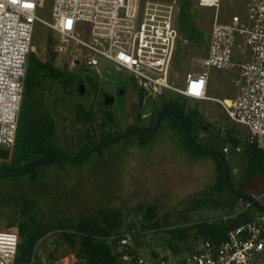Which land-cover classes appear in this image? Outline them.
Here are the masks:
<instances>
[{
    "label": "rangeland",
    "instance_id": "374dc122",
    "mask_svg": "<svg viewBox=\"0 0 264 264\" xmlns=\"http://www.w3.org/2000/svg\"><path fill=\"white\" fill-rule=\"evenodd\" d=\"M158 1L165 3L168 0ZM249 1L221 0L216 10L214 7L198 6L197 0H190L189 13L194 25L203 33L204 40L199 45L195 44L179 31L178 51L170 71V79L175 85L183 83L187 72H199L203 69L198 60L207 50L215 17L219 21H227L234 13L242 14ZM51 4L52 0H45L44 7L37 10V15L51 20ZM175 24L179 29L178 13ZM49 32L51 39L58 38L56 33H51L44 25L36 23L34 53L43 61L48 56ZM56 63H61L59 57H56ZM68 75L74 81L91 78L92 82L87 83L84 95L76 92V86L72 87L71 94L60 83L53 85L54 94L50 97L49 92L47 103L43 102V106H40L41 110L47 111L45 123L53 127L54 132H46L41 138H32L30 128L26 125L31 106L25 102L22 109L25 121L19 128L16 143L9 158L0 160V229L11 228L7 227L9 223L29 219L30 215L37 221L73 222L80 216L98 210L114 209L120 211L125 223L138 220L137 227L140 221H144L145 225L154 222L161 224L159 228L143 230L138 236V251L144 258L153 261V253L161 257L167 254L169 258L166 264H184L187 245L196 246L201 239L195 237V230L191 229L190 237L179 244L178 252L174 254L164 242L172 237L169 229L183 226L189 228L195 222L234 217L244 205L242 200L235 202L232 192L219 180L221 163L212 154L190 149L183 130L169 115L161 118L157 130L134 132L100 147L79 162L96 145L106 143L125 132L148 127L151 120L157 117L161 98L150 100L145 96L142 107L137 108L134 104L135 95L141 89L136 79L127 73H113L111 67L104 62H101L100 74L92 69L76 67ZM233 77L234 71L208 69V95L219 98L230 97L231 93L234 95ZM119 86L123 88V93L118 91ZM104 93L113 97L108 105L101 103ZM39 94V91L33 93L36 98ZM52 101L56 102L51 107ZM39 103L36 102L35 105ZM80 103L92 104L94 109L93 120L87 125L92 130V135L88 137L84 124L74 119L75 107ZM195 104L211 125L209 132H200L201 137L216 132L226 136L233 127V134L241 138L244 144H248L246 128L232 123L218 103L187 99V107ZM204 106L214 112H207ZM101 121L103 124H99ZM195 141L197 142V138ZM198 143L201 148L209 145L205 139ZM47 144L54 147L58 157L68 159L40 164L22 174H11L35 161L45 159L43 156ZM246 156H239L237 162L233 161L236 157L226 156L229 165L235 167V170H231V181L234 187H241V192L253 194L264 204V168L257 167L253 171L244 168ZM250 172L252 178L249 183ZM23 210L30 211V214L23 216ZM57 234L50 232L40 239L36 251L44 259L52 249L56 253L63 251L68 261H72L73 255L67 246L57 244ZM73 260L76 262L75 258ZM256 264H264V254Z\"/></svg>",
    "mask_w": 264,
    "mask_h": 264
},
{
    "label": "built area",
    "instance_id": "2783aa9c",
    "mask_svg": "<svg viewBox=\"0 0 264 264\" xmlns=\"http://www.w3.org/2000/svg\"><path fill=\"white\" fill-rule=\"evenodd\" d=\"M220 1L197 0V4L218 10ZM44 3L0 0V148L10 153L15 145L35 25L40 23L58 35L52 39L51 51L67 72L78 67L100 74L104 62L117 75H132L151 100L169 93L215 101L232 123L246 128V142L264 152V0H250L242 14L234 13L227 21L215 17L206 54L198 60L203 69L187 72L181 85L170 79L179 40L175 24L179 0H52L51 20L36 13ZM211 68L234 71L232 97L208 95ZM223 152L227 154L229 147ZM252 207L244 201L237 214L249 211L250 220L228 229L219 243L200 241L185 255L184 264H256L264 254V212ZM19 242L17 227L0 229V264H19ZM119 244L132 246L130 233L123 234ZM74 258L41 257L40 264H75ZM121 260L156 263L139 252H126Z\"/></svg>",
    "mask_w": 264,
    "mask_h": 264
},
{
    "label": "trees",
    "instance_id": "16d2710c",
    "mask_svg": "<svg viewBox=\"0 0 264 264\" xmlns=\"http://www.w3.org/2000/svg\"><path fill=\"white\" fill-rule=\"evenodd\" d=\"M179 6L178 30L186 37L187 40L193 41L195 44H200L201 41L204 40V37L200 29L194 25L191 13H189L190 0H179ZM50 35L51 34L49 32L47 38V59L45 61L41 60L34 52H31L29 56L16 140L19 134V128L22 122L25 121L22 117V109L25 105V102L29 103L31 106V112L26 118L27 128H30L32 138H41L46 132L50 134V132L52 133L54 130L53 127L45 123V113L47 111L41 110L42 107L40 104L43 106L45 102L47 103L51 95L54 94L55 90L53 89V85L57 82L60 83V85L65 90H68V92L71 94L72 87H75V81L69 79L68 72L62 66L56 63V56L51 51L52 39L50 38ZM177 51L178 50H176V53ZM35 91L40 92L37 98L33 95ZM49 92L50 97L48 95ZM76 92L79 95L85 94L81 93L80 87L76 88ZM56 101L59 102V100ZM56 101L51 102V107ZM36 102L40 103L35 105ZM160 102L161 108L159 112L164 109H169L176 112L189 131L193 142L200 149H208L224 153L223 147L227 146L229 147V152L225 155L231 156L232 158L236 157L233 159L235 162L238 161L239 156H243V154L245 156L247 155L246 165L244 168L248 169L249 171H253L257 169V167L264 168V152L253 144H244V141L241 140V138L233 134L235 128L231 127L226 133V136H222L219 134V132H216L215 134H208L206 137H201L200 132H209L211 125L204 119V116H202L196 104L193 107H187V98L169 93H165L161 97ZM52 109L53 108H51V111ZM75 110V121L80 122L82 125L84 124L86 127L85 131H87L86 136H91L92 130L87 127V125L93 120V109L91 105L80 103L76 105ZM159 112H157V114ZM170 117L182 130L177 119H175L173 116ZM155 120L156 117L152 119L147 126H153L155 124ZM50 124H52V121ZM99 124H103V121H101ZM57 136H59L58 133ZM198 137H200V140L205 139L209 145L206 148H201L199 143L195 141V139ZM236 146H240V152L235 151ZM44 153L45 156H43V158L58 157L54 152V147L48 144L45 147ZM216 158L221 163L222 168V172L219 175V180L224 184L225 188L231 192V190L227 187L224 178V169L221 159L218 156H216ZM227 162L229 165L228 159ZM232 169L235 170L234 165L233 168L229 165L230 174H232ZM248 174L250 175V183L252 172ZM240 188L241 187L236 189L241 192ZM234 197L235 202H238L239 199L235 195ZM27 213L30 214V211H22L23 216ZM250 217L249 211H245L243 213L236 214L234 217H228L223 220L210 219L195 222L189 225V228L185 226L173 227L169 229V234H171L172 237L165 239L164 242L171 250V253L176 254L178 252L179 244L187 240L190 237L189 231L194 229L195 237H200L201 241L209 240L211 242L219 243L224 240L226 231L228 229L245 223L246 221L250 220ZM137 225L138 220L133 219L130 222L125 223L124 218L119 210L108 209L98 210L89 215L80 216L76 221L73 222L62 221L55 223L52 221H37L36 218H33L32 215H30L29 219H21L17 222L9 223L7 227H17L19 232L20 242L17 255V262H19V264H29L31 262L32 264L41 263V255L36 251V246L38 241L45 238V236L50 232L58 233L57 244L67 246L68 250L76 259L75 264H124V262L121 260L122 254L126 252L130 254L139 252L138 246L140 243L138 241V236L142 234V231L149 228L152 229L161 227V224L158 222L145 225L144 221H140L139 227H137ZM125 233H130L133 242L132 246H121L119 244L120 237ZM193 247L194 246L188 244L186 248L187 253L190 252ZM64 256H66V254L63 251L61 253H56V251L52 249L48 253L47 259L54 260ZM152 257L156 262L155 264H159V261L161 260L164 261L163 257L157 255L156 253H153Z\"/></svg>",
    "mask_w": 264,
    "mask_h": 264
},
{
    "label": "water",
    "instance_id": "95a60500",
    "mask_svg": "<svg viewBox=\"0 0 264 264\" xmlns=\"http://www.w3.org/2000/svg\"><path fill=\"white\" fill-rule=\"evenodd\" d=\"M83 90H84V86L81 85L80 86L81 93L83 92ZM105 103H108V97L107 96H105ZM164 115H170V116H173L175 119H177L179 125L181 126V128H182V130H183V132L185 134V137H186V140H187V143H188L190 149H192L193 151H196L198 153H208V154L216 155V156H218L221 159V161L223 162V165H224V177H225V181H226L227 187L231 190V192L239 200L250 202L255 209H257L258 211L264 212V205L258 200V198H256L251 193L240 192L234 187V185H233V183L231 181L229 165H228V162H227V159H226V155L224 153L220 152V151L200 149L193 142L189 131L187 130L186 126L184 125V123L181 120V118L179 117V115L176 112L171 111L169 109H164V110L160 111V113L156 117L155 124L153 126H151V127H141V128L135 129V130H131V131L123 133L122 135H120L118 137H115V138L107 141L106 143L98 144L95 147L91 148L89 151H87V153L79 160V162L83 161L91 152L99 149L100 147H102V146H104L106 144H109L111 142H114V141H116V140H118L120 138H123L125 136H128V135H130V134H132L134 132H140V131H145V130H152V131L157 130L159 128V126H160L161 118ZM199 140H200V137L197 138V142ZM8 158H9L8 150L0 148V160H7ZM64 159H68V158H66V157H55V158L40 159L38 161H35V162L23 167L22 169H20L18 171L12 172L11 174L12 175L22 174V173L30 170L34 166H37V165H40V164H47V163H51V162H56L58 160H64ZM6 175H8V174H6ZM168 258H169V255H167V254L163 255V259L165 261H167Z\"/></svg>",
    "mask_w": 264,
    "mask_h": 264
},
{
    "label": "flooded vegetation",
    "instance_id": "af4514ba",
    "mask_svg": "<svg viewBox=\"0 0 264 264\" xmlns=\"http://www.w3.org/2000/svg\"><path fill=\"white\" fill-rule=\"evenodd\" d=\"M89 82L90 83L92 82V79L91 78L86 79V80H78V81H75V86H76V88H79L81 85H83L84 86V90H83L82 93H85L86 92V85ZM118 91L120 93H123L124 92V90H123V88L121 86L118 87ZM105 96L108 97V103H105ZM144 97H145V95H144V93H143L142 90L141 91L139 90L137 92V94L135 95L134 104L137 105V108H141L142 107L143 102H144ZM112 100H113V97L109 93H104L102 95V97H101V103L104 104V105L110 104L112 102ZM91 107L93 108L92 104H91Z\"/></svg>",
    "mask_w": 264,
    "mask_h": 264
},
{
    "label": "crops",
    "instance_id": "0c3cea01",
    "mask_svg": "<svg viewBox=\"0 0 264 264\" xmlns=\"http://www.w3.org/2000/svg\"><path fill=\"white\" fill-rule=\"evenodd\" d=\"M205 54H206V52H205ZM204 54V55H205ZM208 90H209V83H208ZM208 90H207V93H208ZM232 95H233V93H231V96L230 97H232ZM210 97H212V96H210ZM230 97H222V98H230ZM217 98H219V97H217ZM194 101H196V102H199V101H201L202 103H203V101H207V100H194ZM212 101V100H211ZM215 102V101H214ZM205 107V106H204ZM205 109L207 110V112L208 111H210V112H214V111H212V110H210L209 108H207V107H205ZM222 109V108H221ZM222 111H223V109H222ZM224 112V111H223ZM224 114H225V112H224ZM216 115V114H215ZM226 115V114H225ZM203 116V115H202ZM227 117V116H226Z\"/></svg>",
    "mask_w": 264,
    "mask_h": 264
},
{
    "label": "snow or ice",
    "instance_id": "6c2138e0",
    "mask_svg": "<svg viewBox=\"0 0 264 264\" xmlns=\"http://www.w3.org/2000/svg\"><path fill=\"white\" fill-rule=\"evenodd\" d=\"M198 94V93H197Z\"/></svg>",
    "mask_w": 264,
    "mask_h": 264
}]
</instances>
